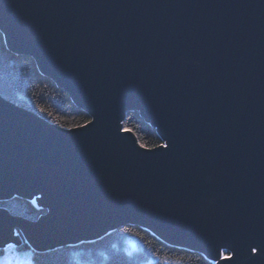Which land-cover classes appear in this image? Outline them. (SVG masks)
Returning <instances> with one entry per match:
<instances>
[{"label":"water","instance_id":"obj_1","mask_svg":"<svg viewBox=\"0 0 264 264\" xmlns=\"http://www.w3.org/2000/svg\"><path fill=\"white\" fill-rule=\"evenodd\" d=\"M0 29L91 115L70 129L0 94V197L48 210L0 207V245L138 223L216 264H264V0H0ZM127 110L168 147H141Z\"/></svg>","mask_w":264,"mask_h":264},{"label":"trees","instance_id":"obj_2","mask_svg":"<svg viewBox=\"0 0 264 264\" xmlns=\"http://www.w3.org/2000/svg\"><path fill=\"white\" fill-rule=\"evenodd\" d=\"M0 94L66 128L91 120V115L76 104L70 92L42 73L31 54H20L7 46L1 29ZM122 123L136 134L140 144L154 147L162 142L156 127L141 116L139 110H127ZM0 207L31 220L48 211L40 207L37 197L19 194L0 197ZM13 235L19 237L17 242L0 245V261L4 264H25L22 255L29 264H216L205 252L167 242L138 223L119 225L97 239L44 250L36 249L20 229H15Z\"/></svg>","mask_w":264,"mask_h":264},{"label":"snow or ice","instance_id":"obj_3","mask_svg":"<svg viewBox=\"0 0 264 264\" xmlns=\"http://www.w3.org/2000/svg\"><path fill=\"white\" fill-rule=\"evenodd\" d=\"M88 123H91V121H86L85 122V125H70V126H68L70 129L71 128H75V127H84V126H86V124H88ZM159 147H164V148H167L168 147V144L167 143H163V144H161V145H158ZM141 147H148L147 146V144H145V143H141ZM0 264H4V262L3 261H0Z\"/></svg>","mask_w":264,"mask_h":264},{"label":"rangeland","instance_id":"obj_4","mask_svg":"<svg viewBox=\"0 0 264 264\" xmlns=\"http://www.w3.org/2000/svg\"><path fill=\"white\" fill-rule=\"evenodd\" d=\"M16 229H17V228H16ZM21 260L24 261L25 264H29L28 261H25V256H24V255L21 256Z\"/></svg>","mask_w":264,"mask_h":264}]
</instances>
